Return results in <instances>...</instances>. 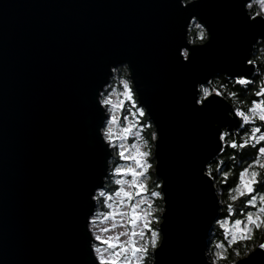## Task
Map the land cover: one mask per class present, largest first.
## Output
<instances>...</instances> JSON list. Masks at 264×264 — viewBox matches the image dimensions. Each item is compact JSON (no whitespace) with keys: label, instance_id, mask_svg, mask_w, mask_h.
I'll return each mask as SVG.
<instances>
[{"label":"water","instance_id":"95a60500","mask_svg":"<svg viewBox=\"0 0 264 264\" xmlns=\"http://www.w3.org/2000/svg\"><path fill=\"white\" fill-rule=\"evenodd\" d=\"M176 4L0 0V264H88L85 229L93 245L95 197L113 157L103 134L104 153L97 142L98 126L110 116L97 103L111 69L123 62L159 134L155 173L161 187L165 179L167 200L162 193L164 242L157 255L153 250V264H211L207 249L220 201L206 168L224 149V129L234 132L245 121L220 93L210 94L218 103L207 113L194 111L192 83L241 77L231 74L250 60L264 27L243 22L239 0H197L192 11L210 34L192 44L189 26L203 22L193 16L186 22ZM181 39L199 48L186 67L173 58ZM244 67L250 71L243 78L253 79L256 64ZM211 128L218 129L214 137ZM251 264H264V257Z\"/></svg>","mask_w":264,"mask_h":264},{"label":"trees","instance_id":"16d2710c","mask_svg":"<svg viewBox=\"0 0 264 264\" xmlns=\"http://www.w3.org/2000/svg\"><path fill=\"white\" fill-rule=\"evenodd\" d=\"M248 9L252 15H256L257 10L255 7ZM198 24L201 25V27H204L203 24L199 23L198 21H192L191 25L189 26L188 39L192 44L204 43L208 39L207 31H205L203 36L199 34L200 28L196 27ZM250 61L256 64L257 71L253 79L247 80L244 78L246 81H248V83L241 85L237 83L241 77L229 78L226 75L217 74L210 79L209 83L203 85V87H207L209 89V94H222L234 106L235 109L239 108L241 110H246L251 106L252 102H264V95H258L260 89L264 85V40L257 42L251 53ZM118 68L121 70L114 72L109 84L102 92L101 98H107L109 92L114 91L118 94L117 97L120 101L121 97L119 98V96H121L123 94L122 92L124 91V86L121 83V80H129V73H126L122 70L123 66H119ZM129 83L130 86H133L131 80H129ZM132 91L133 98L126 99L122 106L117 110L118 116L115 120V129L113 130L114 134H111L109 142L114 154L113 158L110 160V177L106 182L105 189L101 191L99 190L95 197L97 208L95 209L94 215L91 217L90 223L95 226V236L99 237H101V225L106 223L107 218H113L112 216L115 213L113 207V203H115V201L112 200V196L115 194L117 188H122L126 181L128 179L131 180L132 178L130 172H124L121 174L119 173V175L115 172V168L121 162H123L119 150L123 139L127 142V145L131 148V150L135 152L137 148H139L141 151L151 152V155L147 159L152 163V167L150 166V168L145 171V175L143 177L144 182L142 184L144 185V188L138 190L135 187L136 183L131 181V190L128 191V193L131 194V197H125V200L123 201L127 203L129 207H131L135 198L139 196L142 198L140 208L145 209L146 212H151V209L155 206L157 208L161 207V210H164L162 193L161 196L155 197L153 202H151V192L155 190L152 186L148 188L147 185L149 175H151L152 184L161 185L160 179L155 173V141L152 139V134L154 131H156V129L154 125L153 127H145V125L149 123L150 119L147 114L145 116H141L136 111V108H139L140 106L137 102V95L134 87L132 88ZM105 106L108 107L110 115L114 113L115 110L111 104H107ZM109 120H113L112 116L107 120L104 128H107ZM125 128L130 129V131L125 133ZM253 128L260 129L261 132H264V123L250 116V120L245 122L242 128L234 132H229L224 129V149L213 161L208 164L206 168L207 173H209L214 180L220 201V215L217 221H220L221 223L218 224L217 221L215 222L209 236L207 249L209 259H211L212 262L217 260L215 253L218 251L222 252V254L225 256V259L217 261V264H236L239 259L248 255L252 250L256 249L260 243L264 242V226H262L259 230L254 231L251 235V238H245L242 240L238 238V243L231 244L229 239L232 230L234 229V225L229 224V221L241 218L242 213L245 210L253 211V209H246L243 198L235 202L231 201L230 197L235 194L233 191L235 188L234 181L237 179L238 173L243 168H246L252 164L253 159H256L260 163H264V155H261L257 151V149L264 147V142L248 139L249 136H258L260 134L253 133L251 131ZM145 142L147 146L145 145ZM231 142H236L237 144H247V146L244 148H232L230 147ZM251 170L260 171V178L264 179V170H260L258 168L250 169V171ZM223 173H227V177H224L222 175ZM119 178H123V183L116 184V181L119 180ZM157 191L160 192L161 189L157 187ZM262 193H264V186L257 185L255 194L259 196ZM230 203L233 204L234 208V211L231 213H229L227 210V205ZM162 212L158 215V217L161 218ZM127 238L128 236H125L123 240H118L119 242H124L127 240ZM139 238L140 236H136L135 240L137 241ZM101 239L97 240L95 246L100 247L101 253L103 255H107L109 250L107 245L103 243L105 239L102 237ZM217 244H221L223 247L217 249L215 247ZM236 252H239L240 255L236 256L234 254ZM144 260V264H153V252H149L148 257ZM121 264H128V261L122 260ZM133 264H136L135 261H133Z\"/></svg>","mask_w":264,"mask_h":264},{"label":"snow or ice","instance_id":"6c2138e0","mask_svg":"<svg viewBox=\"0 0 264 264\" xmlns=\"http://www.w3.org/2000/svg\"><path fill=\"white\" fill-rule=\"evenodd\" d=\"M197 3V0H191V2H185L182 4V0H177V4L175 5L176 12L178 15L182 16L183 18L186 19L188 16H193L198 17L203 24L206 26V22L201 19V17L198 14H194L192 11L191 6L195 5ZM244 5L241 3V0H239V11H240V16L243 20V22L250 26V27H256L257 25L264 27V19H262V15H264V10H262L261 15H255L254 17L250 16L249 14H246L240 9H243ZM197 28H200V35L203 36L205 34V28L201 27V25H196ZM183 28V24H182ZM207 33H210L208 27L206 26ZM183 35V34H182ZM264 38V35L260 36ZM210 42V39L208 42L204 45L206 47L208 43ZM199 48L193 47L189 48L188 44L184 42L183 39L175 46V50L173 52V58L175 62L182 67H186L190 64L193 63L194 55L195 52ZM248 63L251 64L252 61L248 59H242L241 61V66L235 70L231 75H237L241 76V78L237 81V83L243 85L248 83L243 78V74H246L250 69H247L244 67V65ZM123 65V71L126 73H129V80H134L132 76V72L130 69V65L127 62L123 63H118L115 66ZM110 67V66H109ZM121 69L117 67H113L111 71H120ZM108 74H109V68H108ZM107 74V75H108ZM129 80H121V83L124 86V96L127 99H132L133 98V91L132 88L135 87L137 89V85L130 86ZM203 80H195L192 83V95H191V104L193 107V110L204 114L207 113L209 108L214 105L215 103H218V101H215V98L210 96L209 94V89L207 87H203ZM197 84H200V90H199V95L200 98H197V91H196V86ZM138 90V89H137ZM259 94H264V88L260 89ZM97 101V97H96ZM111 104V101L107 99L106 97L101 98L99 100V103H97V111H101V106L102 105H107ZM136 111L141 115L145 116L146 114L150 117L149 123L145 125V127H155L157 128V125L152 117L150 109L142 103V107L136 108ZM235 114L237 117H239L241 120L248 122L250 120V116L252 118L258 119L262 123H264V102L257 103V102H252L251 106L248 107L246 110H241L237 108L235 110ZM101 122H102V117H101ZM109 124L114 123L113 120L108 121ZM101 125V123H100ZM100 125L98 126L97 129V142L99 144V147L104 153V147L103 143L101 141V134H103V140L110 142V137H111V129L110 128H101ZM212 125V122H211ZM158 129V128H157ZM212 135L213 137L215 136L216 132L218 129H212ZM130 129L125 128L124 132L128 133ZM253 133H260L258 136L252 135L249 136V140H258L260 142H264V132H261L260 129L253 128L251 130ZM225 138V134H221V139ZM152 139L156 142H158L159 139V134L157 131H154L152 134ZM145 145L147 146L146 142ZM247 144H237L236 142H231L230 147L232 148H244L246 147ZM257 151L261 154L264 155V147H261L257 149ZM121 156H124L125 153L122 151L120 153ZM151 155V152L149 151H141L139 148H137L135 155L132 157V159L135 160L137 167L141 170V173L146 171L148 168H150V164L148 163V157ZM203 166V164H202ZM202 168V167H201ZM260 169L264 170V163L258 162L256 159H253V162L251 165H249L246 168H243L239 173L237 179L234 181L235 183V188H234V193L230 199L231 201L235 202L240 200L241 198L244 199V204L246 205V209H253V211H248L245 210L242 213L241 218H237L234 220H230L229 224L234 225V229L232 230L231 236H230V242L231 244L238 243V238L240 240L245 239V238H251V235L253 234L254 231L259 230L262 226H264V193L260 194L257 196L255 194L256 192V187L257 185L264 186V179H261V172L257 170H251L250 169ZM116 171L123 172L127 171L130 172L133 177H136L138 175L137 171L133 169H116ZM224 177H227V173L222 174ZM162 177V176H161ZM201 181L203 180V177L200 176ZM163 181V186L161 185H156V187L160 188L161 191H153L151 192L152 197H159L161 196V193H164L165 196L164 198L167 200V193L165 190V179L162 177ZM123 181L117 180L116 184H121ZM135 187L139 189H143L144 185L143 184H136ZM117 196L120 197H131V194L124 191L123 189H119L117 191ZM131 208L133 211L128 213V223L135 228L138 223L141 228L140 231H132L131 233H121V235H127L128 238L124 242H119L118 237L113 236L109 237L107 240H104L103 243L107 245L108 248V253L107 255H103L101 253L100 247H97L95 245H91L89 242V236L88 232L85 229V236H86V241H87V256H88V264H96L98 261L99 264H121L122 260L128 261V264H133V261L139 260L141 261V264H143V261L145 258L148 257V248L151 247V249L155 250V255L160 251V249L163 246L164 242V230H163V225L165 223V215L162 217L163 219V224L162 226L157 229L151 226V223L149 220L145 219V217H150V220L159 224L161 218L152 216L151 212H146L142 215H140L135 209L137 208V205L133 204L131 205ZM227 210L229 213L234 211L233 204H228L227 205ZM88 215V214H87ZM87 215L85 217V226L89 223L87 219ZM211 215H209L208 219H213ZM217 223H221L220 221H217ZM145 231L150 234V241L148 239H143L141 244H137L135 237L140 236V237H145ZM97 240H100L101 238L99 236L95 237ZM231 246V245H230ZM217 249H220L223 247L221 244L215 245ZM258 251H253L251 254L246 255L245 258H241L239 260V264H251V261L254 257L256 256H261L264 257V243H260L258 245ZM236 256H239V252L234 253ZM215 256L217 260L213 261V264H217V261L225 259V256L222 254V252H216ZM95 257V258H94ZM204 264V260H203Z\"/></svg>","mask_w":264,"mask_h":264},{"label":"rangeland","instance_id":"374dc122","mask_svg":"<svg viewBox=\"0 0 264 264\" xmlns=\"http://www.w3.org/2000/svg\"><path fill=\"white\" fill-rule=\"evenodd\" d=\"M248 5L250 6L248 8L255 7V9L257 10V13L259 12V5H257L255 3V0H252L251 2H249ZM122 93L123 94L121 96H119V98L121 97L120 101L118 100V97H117L118 94L114 91H110L109 95L107 97V99H109L111 101V106L115 110L114 113L109 116V118H111V116H112V119H114V123H112V124L108 123V126H107V128L111 129V134H114L113 130L115 129V122H116L115 120L117 119V116H118L117 110L119 109V107L122 106L124 101L127 99L124 96V91ZM119 150H120V153L123 151L125 153V155L124 156L120 155L123 162H121L115 168L116 174L119 175V173L121 174V173L127 172V171H123V172L118 173L116 171V169H133V170L137 171L138 175L136 177L132 176L131 180L128 179L126 181V183L122 186V188L121 187L117 188L115 194L112 196V200L115 201V203L112 202L115 213L112 216L113 218H107L106 223L101 225V228H100L101 229L100 230L101 237L104 238L105 240H107L109 237H113V236H116V237H118V239L123 240L125 238V236H127V235H121V233H130L132 231H137V232L140 231L139 223L135 228H133V226L131 224H129V226H128V213L133 211V209L131 207H129L127 205V203H125L123 201V200H125V197L117 196L116 193L119 189H123L126 192L130 191L131 190V185H130L131 181L135 182L136 184H142L144 182L143 177L145 175V171L141 173V170L137 167L135 160L132 159V157L135 155V151L131 150V148L127 145V142L124 139L120 144ZM148 162H149L150 166L152 167L151 161L148 160ZM119 180L123 181V178H119ZM147 185H148V188H150V186H152L154 188V190L157 191V187H156L157 184H152L151 175L148 176ZM154 198L155 197L151 198V202H153ZM141 201H142V198L137 196L135 198L133 204L137 205V208L135 209V211H137L140 215L143 216V214L146 213V211H145V209L140 208ZM162 211L163 210H161V207L157 208L155 206L154 208L151 209V214H152V216L158 217V215L161 214ZM145 219L149 220L152 227L159 229L160 223L157 224V223L151 221L150 217H145ZM90 228H91L92 234L94 235L93 245H95L97 242V239L95 238L96 236L94 234L95 226L90 223ZM143 239H148L150 241V239H151L150 234L145 231V237H143V238L140 237L139 240L137 239V241H136L137 244L138 245L141 244ZM149 252L150 253L153 252V249H151V247L148 248V253ZM209 260H210L211 264H213L212 260L211 259H209ZM135 263L141 264V261L135 260ZM144 263H145V260L143 261V264Z\"/></svg>","mask_w":264,"mask_h":264},{"label":"clouds","instance_id":"9594fccd","mask_svg":"<svg viewBox=\"0 0 264 264\" xmlns=\"http://www.w3.org/2000/svg\"><path fill=\"white\" fill-rule=\"evenodd\" d=\"M184 2H185V0H182V4H183ZM187 2H191V0H187ZM241 3H243L244 7H243V9H240V10H242L243 12H245L246 14H248V13L245 11V8H246V7H250V6L245 4V0H241ZM255 3H256L257 5H259V12L256 13V15H261L262 10H264V0H255ZM250 16L254 17L255 15H250ZM262 19H264V15H262ZM205 31H207V30H205ZM209 34H210V33H209ZM262 39H264V38L258 36V37L256 38V41L259 42V41L262 40Z\"/></svg>","mask_w":264,"mask_h":264},{"label":"flooded vegetation","instance_id":"af4514ba","mask_svg":"<svg viewBox=\"0 0 264 264\" xmlns=\"http://www.w3.org/2000/svg\"><path fill=\"white\" fill-rule=\"evenodd\" d=\"M137 102H138V99H137ZM138 104H139V102H138ZM139 106L142 107L140 104H139ZM147 116H148V115H147ZM113 156H114V154H113ZM112 158H113V157H112ZM112 158H111V159H112ZM111 159H110V160H111ZM110 171H111V170H110V162H109L108 176L105 178L104 186L100 189V191L105 189V187H106V182H107V180H108L109 177H110ZM96 208H97V202H96ZM263 243H264V242H263ZM257 247H258V246H257ZM257 247H256V248H257Z\"/></svg>","mask_w":264,"mask_h":264}]
</instances>
